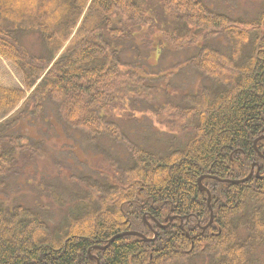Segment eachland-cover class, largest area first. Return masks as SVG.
Instances as JSON below:
<instances>
[{"label":"trees","instance_id":"trees-1","mask_svg":"<svg viewBox=\"0 0 264 264\" xmlns=\"http://www.w3.org/2000/svg\"><path fill=\"white\" fill-rule=\"evenodd\" d=\"M145 2L0 0V59L16 65L27 91L35 86L28 97L21 88L0 86V264H95L91 247L132 230L152 237L156 222L166 223L168 216L183 218V226L175 218L158 230L154 241L122 236L93 253L101 264H188L196 259L202 264H259L263 177L239 184L205 177L201 184L212 194L214 231L202 232L197 224L210 219L206 194L199 188L202 175L242 179L259 163L264 176L259 153L264 155V138L254 146L264 136V12L255 22L242 24L221 14L218 0H160L180 24L179 31H160L164 41L155 42L149 33L142 41H130L134 33L126 22L146 23ZM155 26L152 21L148 29ZM30 32L40 35L49 56L28 51L23 37ZM142 46L159 50V55L166 47L195 46L187 64L203 84L201 80L195 92L171 101L167 91L173 69L162 68L154 76ZM90 62L92 66L80 68ZM160 93L170 99L160 102ZM124 109L170 116L164 125L186 135L183 145L154 152L132 141L114 120L117 110ZM44 122L54 132L61 126L71 138V130L82 133L95 148L91 152L105 156L110 167L100 173L102 180L91 183L84 176L72 177L89 193L78 203L74 195L54 227L46 213L19 202L11 189V181L30 183L32 162L46 158L44 138L27 134L31 127L44 136ZM107 141L116 144L105 145ZM57 189L48 187L56 206L62 201ZM106 205L112 206L110 213ZM90 210L94 223L85 217ZM145 216L152 228L143 223Z\"/></svg>","mask_w":264,"mask_h":264},{"label":"rangeland","instance_id":"rangeland-1","mask_svg":"<svg viewBox=\"0 0 264 264\" xmlns=\"http://www.w3.org/2000/svg\"><path fill=\"white\" fill-rule=\"evenodd\" d=\"M91 1L92 0H90V3ZM160 3V0H147V2H145L143 10L145 11V17L147 18L146 23L141 24L140 26H135L130 22H126L129 30L134 33V36L130 38V41H142L145 38L144 34L148 33L151 35L150 38L155 40V42L159 40L164 41V39L159 36L160 31L165 32L171 30L175 33L179 31L178 27H180V24L178 21L170 17L168 12L163 9ZM218 5L217 9L221 14L227 13L233 19L239 18L242 24L255 22L261 13L264 12V0H218ZM151 20L156 23L155 29H148L151 25ZM156 28L160 30H157ZM185 37L186 38H184V40L188 39L187 36ZM218 42L220 43V39ZM23 43L31 54L37 56L40 54L47 56L50 55V52H47L46 47L43 46L44 44L42 39L37 32H30L27 33V35L25 34L23 37ZM130 43L131 42L128 43V46ZM67 44H65V47ZM220 44L222 45V43ZM142 48L144 53L149 54L146 62L147 64L150 63V71L155 73L154 76L159 74L163 69H173L174 73H171L173 77L171 79L170 88H168L167 91H170L169 97L172 99L171 101H179L176 100L178 97L182 98L183 96L191 93L192 90L194 92L197 90V87L201 83L200 77L197 76L196 72L192 71V69L195 70V68L191 64H187L192 54H194L193 51L196 50L195 46L185 47L177 51L166 47L165 51L160 53V55L157 53L159 50L155 48L149 50L150 46H142ZM128 53L131 54L132 52L129 50ZM217 63L224 66V63L220 61ZM80 66L81 69H85L84 67L92 66V63H82ZM141 71L147 76L151 75L143 69H141ZM157 80L158 79L152 80V85H154ZM0 86L25 89L21 71L18 70L15 64L4 57L0 59ZM167 97L168 95L166 93H160V102L166 100ZM128 102L129 100L125 103L128 105ZM72 104L73 102L69 100L67 105L73 108ZM132 113L137 116L133 117ZM153 113V111L149 112L145 109L136 111L133 109V112L130 113L128 109H124L123 111L117 110V116L113 119L116 121L118 120L117 122L122 125L121 127H123V131L129 139L139 143L140 145L143 144L147 146L154 152L167 151L170 147L176 148L177 144L179 146L183 145L186 135H180L176 131H171L170 128L164 125L165 121L172 118L168 115L157 117ZM49 126L50 125L47 122H44L43 131L44 134L46 133L44 136H41L40 133L36 131L37 129L31 127L28 129L27 134H30L34 138L43 137V155L46 158L49 154L52 156H50L49 159H37V162H32L33 175L32 178L29 179L30 183H23L25 185L24 187L17 186V188H15L16 182L11 181V189L14 191L17 190L18 195L16 197H19L17 200L21 203L27 204L28 207L42 210L44 213V208L48 204L50 210V219L48 222L51 227H54L59 225L62 221V218L65 216L64 214H66L67 207L70 205V201L73 196L75 194L77 196V193L79 192V186L78 184L75 186V181L72 180V177H80L82 174L83 176L92 177L93 180H102L100 173L107 171L109 167L105 164L106 161L101 155L93 152H91V154L81 153L83 150L93 151L95 148L92 149L91 143H88L87 145V141H85L86 139L80 137L82 135L79 131L71 130L74 137L73 139L69 137L64 130H62L61 126L55 127V132L52 128H49ZM75 138H77L78 141L75 140ZM110 143L112 146L116 144V142L113 141H110ZM119 149L123 150V147L120 146ZM94 155L96 156V160H94ZM59 159H61V164L59 165L60 167L57 163ZM40 182H42L41 185L38 184ZM50 184L56 185L58 187L57 191L61 194L62 201L58 207L51 203L52 198L50 197L48 191ZM26 186H28L29 189ZM41 189L42 191H40ZM31 192L32 194H30ZM27 195L29 196L21 198ZM75 201H77V199H75ZM13 202L14 199L12 198L10 203ZM33 202L38 205L33 204ZM104 209L106 212L110 213L112 206L106 205L104 206ZM91 210L87 212L85 217H87V219H89L92 223L93 218L91 216H93V214ZM6 220V218L3 219V221L7 222ZM79 229L83 230V227L79 226ZM256 255L259 260V264H264V246L261 247V250ZM198 264H202V262L200 261Z\"/></svg>","mask_w":264,"mask_h":264},{"label":"water","instance_id":"water-1","mask_svg":"<svg viewBox=\"0 0 264 264\" xmlns=\"http://www.w3.org/2000/svg\"><path fill=\"white\" fill-rule=\"evenodd\" d=\"M262 138V136H260V137H258V139H257V141L259 140V139H261ZM256 141V142H257ZM254 168H252L251 170V173L246 177V178H244V179H241V180H232V179H223V181H225V182H229V183H234V184H236V183H238V182H245V181H247V180H249L252 176H253V174H254V170H253ZM257 174H259V171L257 172ZM201 189L203 190V191H205L206 190V188L204 187V186H201ZM208 191V190H207ZM209 195H211L210 194V191H208V196ZM210 202H211V196H209L208 197V203H209V209L211 210V212H212V207H211V204H210ZM211 222V221H210ZM122 236H138V237H140L142 240H144V241H153V240H155L156 239V235H155V237H153V238H148L147 236H145V235H142V233H140V232H137V231H126V232H123V233H121V234H118V235H116V236H113V238L108 242V244L107 245H104V246H102V245H98V246H95V248H98V249H102V250H104L105 248L107 249L110 245H111V243L114 241V240H116V239H118L119 237H122ZM98 264H99V262H98Z\"/></svg>","mask_w":264,"mask_h":264},{"label":"flooded vegetation","instance_id":"flooded-vegetation-1","mask_svg":"<svg viewBox=\"0 0 264 264\" xmlns=\"http://www.w3.org/2000/svg\"><path fill=\"white\" fill-rule=\"evenodd\" d=\"M264 157V156H263ZM255 161H257V160H255ZM255 166H258V167H260V169H261V166H259V163H256V165ZM259 169V170H260ZM261 172V171H260ZM262 174V173H261ZM261 177H264V176H261ZM201 191V190H200ZM203 193H205L206 195L204 196L205 197V200H206V203H207V207H206V209H208V199H207V192H204V191H201V194H203ZM211 207H212V209H213V211H214V208H213V205H212V198H211ZM208 211L210 212V217H211V211H210V209H208ZM149 215V214H148ZM193 216H194V218H196L197 217V215H195V214H193ZM146 217V216H145ZM180 219V218H179ZM182 220H183V218L182 219H180L179 221L182 223V225H183V222H182ZM210 220V219H209ZM208 220V222L207 223H204V224H200V223H198L197 225H198V227H199V229H201L202 230V232H204V231H209V232H213L214 230H213V226L215 225V223H214V221L211 223V225H209V223H210V221ZM154 223V222H153ZM172 222H169V224L168 225H170ZM214 223V224H213ZM165 226H166V224H167V222L166 223H163ZM209 225V226H208ZM153 227V226H152ZM158 228L157 229H155V230H159L161 227H159V226H157ZM206 227V228H205ZM165 228V227H164ZM154 229V228H153ZM153 229H151V230H153ZM95 255L99 258V255L97 254V253H95ZM94 260V262L96 261V258H94L93 259ZM100 258H99V262H100ZM95 264H96V262H95Z\"/></svg>","mask_w":264,"mask_h":264},{"label":"bare ground","instance_id":"bare-ground-1","mask_svg":"<svg viewBox=\"0 0 264 264\" xmlns=\"http://www.w3.org/2000/svg\"><path fill=\"white\" fill-rule=\"evenodd\" d=\"M261 136H262V138H264L263 135H261ZM262 138H261V139H262ZM257 139H258V138H257ZM257 139H256V141H257ZM261 139H259V140H261ZM259 140H258V141H259ZM256 141H255V145H254V146L257 148L256 145H257L258 141H257V142H256ZM259 153H260V156H262V157L264 156V155L262 154V152H260V149H259ZM259 153H258V154H259ZM255 165H256V163H253L252 166H255ZM260 174H261V173H260ZM205 177L214 178V179H217V180H219V181H223V179H227V178H220V177H218V176L204 175V176L200 177L199 180H198V181H199V185H200V187H201V186H204V185H202L201 183H202V181H203V179H204ZM259 177H261V176L259 175ZM242 179H243V178H242ZM232 180L235 181V180H241V179H232ZM239 183H243V182H238V184H239ZM236 184H237V183H236ZM144 218H146V217H144ZM156 223H157V226H159V227H161V228L166 227V226H165L164 224H162V223H159V222H156ZM157 234H158V231L155 230V234H154V235L158 236Z\"/></svg>","mask_w":264,"mask_h":264}]
</instances>
